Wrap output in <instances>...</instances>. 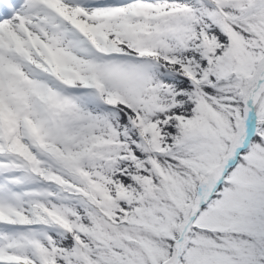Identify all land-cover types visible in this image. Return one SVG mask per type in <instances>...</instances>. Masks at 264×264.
<instances>
[{
	"label": "snow or ice",
	"instance_id": "1",
	"mask_svg": "<svg viewBox=\"0 0 264 264\" xmlns=\"http://www.w3.org/2000/svg\"><path fill=\"white\" fill-rule=\"evenodd\" d=\"M0 264H264V0H0Z\"/></svg>",
	"mask_w": 264,
	"mask_h": 264
}]
</instances>
